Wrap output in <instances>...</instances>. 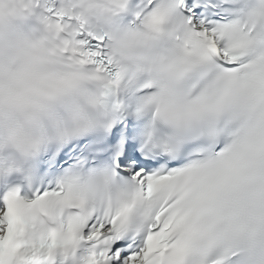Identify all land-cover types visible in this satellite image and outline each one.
Here are the masks:
<instances>
[{"label": "snow or ice", "instance_id": "snow-or-ice-1", "mask_svg": "<svg viewBox=\"0 0 264 264\" xmlns=\"http://www.w3.org/2000/svg\"><path fill=\"white\" fill-rule=\"evenodd\" d=\"M0 182V264H264V0H0Z\"/></svg>", "mask_w": 264, "mask_h": 264}]
</instances>
